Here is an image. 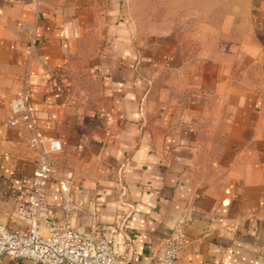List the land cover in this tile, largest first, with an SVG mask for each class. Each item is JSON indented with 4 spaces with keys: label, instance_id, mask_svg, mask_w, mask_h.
Listing matches in <instances>:
<instances>
[{
    "label": "crops",
    "instance_id": "1",
    "mask_svg": "<svg viewBox=\"0 0 264 264\" xmlns=\"http://www.w3.org/2000/svg\"><path fill=\"white\" fill-rule=\"evenodd\" d=\"M58 138L52 219L130 264L180 225L177 264H264V0H0V221ZM179 221L181 223L179 224ZM0 264H37L4 257Z\"/></svg>",
    "mask_w": 264,
    "mask_h": 264
},
{
    "label": "built area",
    "instance_id": "2",
    "mask_svg": "<svg viewBox=\"0 0 264 264\" xmlns=\"http://www.w3.org/2000/svg\"><path fill=\"white\" fill-rule=\"evenodd\" d=\"M10 125H21L28 132V145L36 152L29 193L15 202L11 216L23 224L13 229L0 221V260L4 257L32 260L37 264H116L117 254L99 231H84L69 222L67 216L52 219L47 185L53 178L64 190L67 200L72 173L56 174V154L62 151L58 138L43 134L37 124L34 106L26 85L9 99ZM181 221H179V224ZM180 225L175 226L160 247L130 264H177L181 246ZM217 264V263H215Z\"/></svg>",
    "mask_w": 264,
    "mask_h": 264
}]
</instances>
